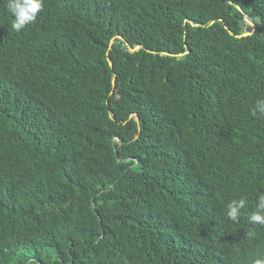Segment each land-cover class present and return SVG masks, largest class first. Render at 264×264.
Wrapping results in <instances>:
<instances>
[{"label": "trees", "instance_id": "1", "mask_svg": "<svg viewBox=\"0 0 264 264\" xmlns=\"http://www.w3.org/2000/svg\"><path fill=\"white\" fill-rule=\"evenodd\" d=\"M231 1L264 26V0ZM14 19L0 0V264L264 258L247 219L264 29L235 37L250 28L224 0H42Z\"/></svg>", "mask_w": 264, "mask_h": 264}, {"label": "clouds", "instance_id": "2", "mask_svg": "<svg viewBox=\"0 0 264 264\" xmlns=\"http://www.w3.org/2000/svg\"><path fill=\"white\" fill-rule=\"evenodd\" d=\"M7 7L15 17L12 28L19 31L35 21L37 13L42 9V0H7ZM257 113L264 117V99L256 101L252 114ZM246 204V198L232 200L227 206L228 218L234 223L238 222ZM247 219L250 224L264 226V192L257 196L256 209L248 215ZM249 235L253 236L254 232L250 231ZM254 264H264V258L255 259Z\"/></svg>", "mask_w": 264, "mask_h": 264}, {"label": "water", "instance_id": "3", "mask_svg": "<svg viewBox=\"0 0 264 264\" xmlns=\"http://www.w3.org/2000/svg\"><path fill=\"white\" fill-rule=\"evenodd\" d=\"M224 2L226 4H228V5L234 6L237 9V11H239L242 14L244 22L250 28V31H246L245 33H243L241 35H238V36H235V37L241 38V37L250 35V34H252L255 31L256 28L264 29V26L260 25L259 23L255 22L254 20H252L250 16H248L239 6L235 5L231 0H224ZM224 28L228 31V33L230 35H233V33L230 30H228L225 26H224ZM118 38L122 39L119 36H118ZM112 43H113V40L110 41L109 48L112 46ZM142 48H143L142 45H136L133 48H129V51L130 52H135V51H138V50H140ZM181 55L182 54H180V56ZM108 64H109L110 67L112 66L110 60H108ZM112 82H114V78H113ZM113 85H114V83H113ZM93 209H94V207H93Z\"/></svg>", "mask_w": 264, "mask_h": 264}]
</instances>
